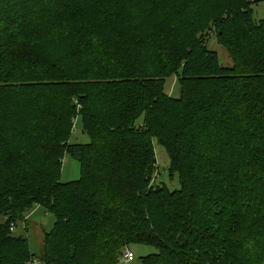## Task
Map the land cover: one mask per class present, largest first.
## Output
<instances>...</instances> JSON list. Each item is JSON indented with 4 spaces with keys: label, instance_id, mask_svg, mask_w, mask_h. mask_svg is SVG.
Returning a JSON list of instances; mask_svg holds the SVG:
<instances>
[{
    "label": "trees",
    "instance_id": "obj_1",
    "mask_svg": "<svg viewBox=\"0 0 264 264\" xmlns=\"http://www.w3.org/2000/svg\"><path fill=\"white\" fill-rule=\"evenodd\" d=\"M250 4L0 0V264H118L124 237L157 248L141 264H264V17ZM75 111L90 140L61 182ZM153 138L179 189L153 184ZM35 205L55 218L40 255L9 229Z\"/></svg>",
    "mask_w": 264,
    "mask_h": 264
},
{
    "label": "rangeland",
    "instance_id": "obj_2",
    "mask_svg": "<svg viewBox=\"0 0 264 264\" xmlns=\"http://www.w3.org/2000/svg\"><path fill=\"white\" fill-rule=\"evenodd\" d=\"M251 2V8L253 9V18L259 20V18L264 17V0H248ZM208 37L210 39H208ZM207 44L209 47L214 48L219 55L220 61L223 64L229 63V58L227 52L220 46L216 40L215 36L210 34L207 36ZM178 74L177 72L168 73L165 77L160 80L161 88L163 92L167 95H171L176 97L179 95V85L177 83ZM77 103L76 100L74 101ZM80 104V103H79ZM144 116H142L143 120ZM139 120V119H138ZM85 132H84V130ZM90 137L88 131L82 119H80V115H77L76 111L74 116L72 117L71 129L68 132V137L66 140V147L62 152V166L60 171L59 179L61 182H68L79 178L81 173V165L80 162L75 160L70 153V149L76 144H82L89 142ZM152 146L154 152V165L151 169L152 181L155 185H164L168 190H176L179 189L180 184L177 176V172L169 170V158L167 152L163 145H161L155 138L152 139ZM107 204H111L107 202ZM104 206V205H102ZM103 217L107 221L103 223L110 225L114 222L115 226H119L123 224V218H118L116 213L108 211L106 207H103ZM22 217V218H20ZM114 220H110L111 218ZM14 224V233H21L27 236V244L29 250L36 254L40 255L43 236L46 231H50L53 223H54V215L47 213L41 206L35 205L27 212H24L20 215ZM102 231L104 235L106 234V229L101 226L100 228H96L95 232ZM116 232L114 231V227L111 231V239ZM113 240V239H112ZM122 242H126L124 247L121 249V254L125 249H129L133 255L134 260L129 262L128 264H141L140 256H145L151 253L157 252V248L150 244H145L140 239H128L126 237L123 238ZM93 243V242H91ZM113 241L110 243L112 244ZM100 254V250L98 251ZM119 256V258H120ZM101 255L99 257V260ZM118 264L120 261L118 259Z\"/></svg>",
    "mask_w": 264,
    "mask_h": 264
},
{
    "label": "built area",
    "instance_id": "obj_3",
    "mask_svg": "<svg viewBox=\"0 0 264 264\" xmlns=\"http://www.w3.org/2000/svg\"><path fill=\"white\" fill-rule=\"evenodd\" d=\"M11 231L14 230L13 224L9 228ZM134 260V255L129 249H125L119 258L120 264H128ZM26 264H40V260L37 257H32Z\"/></svg>",
    "mask_w": 264,
    "mask_h": 264
}]
</instances>
